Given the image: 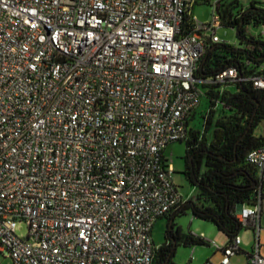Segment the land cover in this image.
Returning <instances> with one entry per match:
<instances>
[{"label": "built area", "instance_id": "1", "mask_svg": "<svg viewBox=\"0 0 264 264\" xmlns=\"http://www.w3.org/2000/svg\"><path fill=\"white\" fill-rule=\"evenodd\" d=\"M198 1L0 0V254L14 264H153L154 226L183 200L165 150L186 138L200 104L207 43H222L217 2L203 24ZM236 81L229 69L214 83ZM252 81L264 90L263 76ZM248 160L264 186V145ZM256 196L236 214L256 232L249 264H264ZM209 244L231 264L242 239Z\"/></svg>", "mask_w": 264, "mask_h": 264}, {"label": "trees", "instance_id": "2", "mask_svg": "<svg viewBox=\"0 0 264 264\" xmlns=\"http://www.w3.org/2000/svg\"><path fill=\"white\" fill-rule=\"evenodd\" d=\"M210 2L199 0L197 5ZM216 15L222 27L236 31L238 42L207 43L201 56L195 79L202 92L198 108L187 119L184 175L197 195L182 200L167 215L165 241L158 246L153 264H176L178 247L209 246V242L193 233L185 232L176 220L187 213L194 219L213 223L227 238V246L245 228L237 218L241 204L254 205L257 192H262L258 170L248 155L264 145V136L257 130L264 122V90L257 88L252 78L264 77V8L252 3L244 7L238 0H219ZM187 16L183 35L193 31ZM235 69L238 81L233 84L214 83L222 72ZM231 87H235L234 91ZM204 101L203 111H199ZM198 114L200 127L191 121ZM256 183V184H255ZM244 253L242 249L238 254ZM237 254V255H238ZM249 260L251 255H248ZM249 264V262H248Z\"/></svg>", "mask_w": 264, "mask_h": 264}, {"label": "rangeland", "instance_id": "3", "mask_svg": "<svg viewBox=\"0 0 264 264\" xmlns=\"http://www.w3.org/2000/svg\"><path fill=\"white\" fill-rule=\"evenodd\" d=\"M210 2L205 4L197 5L194 9V14L198 20L203 23H210L214 18V3L219 0H209ZM240 4L244 7H248L252 3L257 4L260 7L264 8V0H238ZM217 35L220 38L222 43H232L235 44L238 42L236 31L228 28L221 27L218 28ZM236 88L231 87V90L234 91ZM204 101L202 107L199 111H203ZM192 127H200V118L198 114L191 121ZM257 135L264 136V122L257 130ZM185 154V144L184 143H173L169 145L166 149V156L168 162L173 166L174 170V181L178 186L180 194L184 198L195 196L197 190L191 187L182 171L184 169V162L182 157ZM191 195V196H189ZM196 197V196H195ZM168 222L166 220L160 221L157 223L153 239L156 246H161L165 241V234L167 229ZM176 224L183 227L186 232H192L195 235L201 236V233H205V239L210 243H215L219 247H224L228 243L227 236L219 231V229L210 222L194 219V217L187 213L183 216H180L176 220ZM17 234L21 238H25L28 234V225L25 221H21L17 226ZM242 239L241 249L244 253L236 255L232 260L233 264H248L249 257L248 255L253 254V249L256 245V232L253 228L245 227L240 235ZM259 246L261 247V257L264 258V211L261 214V223H260V232L258 234ZM218 249L213 246H193V247H184L180 246L177 249L174 262L176 264H221L223 259V254ZM0 264H14L13 260L9 257H4L0 254Z\"/></svg>", "mask_w": 264, "mask_h": 264}, {"label": "crops", "instance_id": "4", "mask_svg": "<svg viewBox=\"0 0 264 264\" xmlns=\"http://www.w3.org/2000/svg\"><path fill=\"white\" fill-rule=\"evenodd\" d=\"M165 159H166L167 164L170 165V166L173 168V166L168 162V158H167V156H166V150H165ZM175 184H176V183H175ZM176 186H177V185H176ZM177 187H178V186H177ZM196 195H197V194H196ZM196 195H195V196H196ZM181 196H182V195H181ZM189 196H191V195H189ZM195 196H191V197H188V198H184L183 196H182V197H183L184 200H188V199L194 198ZM163 220H166V219H160V220L157 221V223L160 222V221H163ZM166 221H167V220H166ZM157 223H156L155 226H154L152 236L154 235V230H155V227H156ZM180 227H181V226H180ZM181 228L183 229V227H181ZM183 231H185V230L183 229ZM185 232H186V231H185ZM191 233H192V232H191ZM193 234H194V233H193ZM194 235H195V234H194ZM196 236H198V235H196ZM201 236H204V237H205L206 235H205V233H201ZM153 241H154V239H153ZM206 241H207V240H206ZM207 242H208V241H207ZM154 243H155V242H154ZM157 247H158V246H157ZM217 251L221 252L220 250H217ZM221 253H222V252H221ZM260 253H261V252H260ZM233 258H234V257H233ZM233 258H232V259H233ZM231 264H233V260H231Z\"/></svg>", "mask_w": 264, "mask_h": 264}, {"label": "water", "instance_id": "5", "mask_svg": "<svg viewBox=\"0 0 264 264\" xmlns=\"http://www.w3.org/2000/svg\"><path fill=\"white\" fill-rule=\"evenodd\" d=\"M256 184V183H255ZM240 207L243 206V204L239 205ZM263 211H264V200H263Z\"/></svg>", "mask_w": 264, "mask_h": 264}]
</instances>
